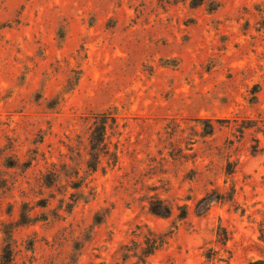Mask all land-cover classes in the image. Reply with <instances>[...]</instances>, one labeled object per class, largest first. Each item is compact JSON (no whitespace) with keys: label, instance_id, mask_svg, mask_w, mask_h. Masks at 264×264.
Here are the masks:
<instances>
[{"label":"rangeland","instance_id":"rangeland-1","mask_svg":"<svg viewBox=\"0 0 264 264\" xmlns=\"http://www.w3.org/2000/svg\"><path fill=\"white\" fill-rule=\"evenodd\" d=\"M263 222L264 0H0L10 264H133L148 230L144 264H252Z\"/></svg>","mask_w":264,"mask_h":264},{"label":"trees","instance_id":"trees-1","mask_svg":"<svg viewBox=\"0 0 264 264\" xmlns=\"http://www.w3.org/2000/svg\"><path fill=\"white\" fill-rule=\"evenodd\" d=\"M208 131L206 134H209L212 131V126L208 124ZM105 131H106V117H98L93 124V127L90 132L89 143H90V159L88 161V167L92 170H95L96 164L98 162V156L100 152L106 150L105 143ZM105 153V152H104ZM230 174V172H228ZM212 196H205L201 198L197 204L196 208H200L203 205V208L199 210V214H203L207 210V204L212 201ZM214 199L217 200V196H214ZM149 211L154 216L160 218H166L170 215V208L165 205L160 200L151 201L149 204ZM180 218L183 219L186 216V211L183 208H180ZM261 237L264 239V222L261 229ZM168 234L164 233H154L148 230L147 234L144 236L143 241L141 242L138 250L135 248H129L128 246H123L122 260H126L128 257H134L136 261L133 264H144L146 259L151 256L154 252L160 249L164 240ZM218 241L222 244L225 243L227 236L226 232L223 229L217 231ZM210 251V250H208ZM207 260L211 259L209 254L205 256ZM11 263V249L8 242L5 243L1 249L0 254V264H10ZM252 264H264L263 260H257Z\"/></svg>","mask_w":264,"mask_h":264}]
</instances>
